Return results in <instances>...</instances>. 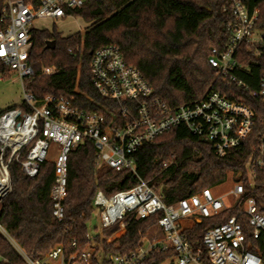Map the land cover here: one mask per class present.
Wrapping results in <instances>:
<instances>
[{"label":"built area","instance_id":"2783aa9c","mask_svg":"<svg viewBox=\"0 0 264 264\" xmlns=\"http://www.w3.org/2000/svg\"><path fill=\"white\" fill-rule=\"evenodd\" d=\"M1 1V0H0ZM85 0H41L32 9L22 0H5L0 19V61L17 73L24 90L23 106L0 114V204L12 191L10 165L16 161L22 171L35 178L43 163L51 157L54 183L50 190L52 215L65 218L69 155L84 139L97 149L98 168L116 171L135 170L134 153L147 142L184 125L195 135L204 137L217 156H225L240 147L254 132L257 142L254 156L246 164V181L238 180L226 195L205 188L175 204H166L146 182L106 196L97 190L93 205L100 228L115 223L128 225V214L147 218L161 214L158 227L163 239L142 240L129 253L100 255L99 264H142L153 251H173L174 264H264V212L258 191L264 197V69L256 84L243 74H253L240 64V48L246 45L264 66V27L257 25L258 13L250 8L252 0H231L232 14L226 47L211 48L209 64L220 83L236 88L256 100L254 105L231 91L208 90L199 99L170 106L154 96V89L141 71L126 62L120 48L104 45L93 53L90 70L96 91L112 103L97 111H87L69 98L46 95L36 99L24 88V79L33 76L28 64L31 46L30 29L36 19L63 18L68 9L81 7ZM247 54V53H246ZM249 55V54H248ZM53 69H45L51 74ZM92 101V99H90ZM243 198V196H245ZM231 197V202L227 201ZM240 204L237 214L210 228L203 236L202 248H195L182 234L180 221L186 217L209 218ZM0 232L22 256L25 264H94L96 250L86 248L67 255L62 246L52 248L43 258L32 259L7 233L0 222ZM86 237L92 239V233ZM76 247V242L72 243ZM2 264H13L0 256Z\"/></svg>","mask_w":264,"mask_h":264},{"label":"trees","instance_id":"16d2710c","mask_svg":"<svg viewBox=\"0 0 264 264\" xmlns=\"http://www.w3.org/2000/svg\"><path fill=\"white\" fill-rule=\"evenodd\" d=\"M22 1L32 9L41 3V0ZM230 1L85 0L81 7L67 11L86 22L85 34L78 31L64 36L56 29H30L28 64L34 74L24 79V88L38 100L49 94L63 96L87 111L112 105L96 91L90 62L95 50L114 44L120 48L126 62L136 66L152 85L154 96L170 106L199 99L208 90L228 94L237 92L245 102L254 105L256 100L248 92L231 90L220 83L208 61L212 47L223 49L227 45L232 20L228 9ZM4 5L5 0H1L0 19ZM250 8L258 13L257 25L264 27V0H252ZM2 26L0 21V28ZM241 53L240 64L250 67L253 74L252 77L245 73L243 76L256 84L264 66L252 62L256 57L248 46L242 45ZM48 68L54 72L44 73ZM0 69L3 73L10 70L1 61ZM15 107L18 105L10 108ZM256 142L257 132H254L240 147L221 157L214 153L208 140L180 125L147 142L134 153L135 170L116 171L97 167V149L86 138L69 155L65 218L62 221L52 215L50 190L54 183V163L46 161L39 174L30 178L14 161L10 165L12 191L0 204V222L32 259L43 258L56 246H62L67 255L96 247L94 264H99L97 251L100 247L104 254L135 250L149 229L158 225L161 214L147 218L128 214L127 226L120 227L117 222L104 228V238L95 228L92 239H88L86 235L90 232L89 222L95 211L93 199L97 190L112 196L144 181L164 203L175 204L205 188L215 189L223 185L229 173L237 181H246V164L254 156ZM263 177L264 173H260L259 179ZM258 194L259 203L263 205L262 192L258 191ZM239 205L209 218H183L181 232L195 248H202L204 234L237 214ZM261 208L264 212V207ZM73 242L76 247L72 246ZM0 256L13 264H25L1 232ZM174 256L173 251H153L142 264H163L166 260L174 264Z\"/></svg>","mask_w":264,"mask_h":264},{"label":"rangeland","instance_id":"374dc122","mask_svg":"<svg viewBox=\"0 0 264 264\" xmlns=\"http://www.w3.org/2000/svg\"><path fill=\"white\" fill-rule=\"evenodd\" d=\"M32 26L39 30L52 31L53 29H56L58 32L62 33V35L68 36L78 31H81L82 34H85V28L87 24L81 17L69 15L63 18L36 19L32 23ZM23 102V85L17 73L12 70H8L7 72L3 73L0 69V113L10 108L11 106H20ZM48 161L53 163V158L51 157ZM236 181L237 180L235 179V176L232 173H229L228 180L223 185L213 190L217 194L226 195L232 190ZM226 198L227 201L231 202L230 196H227ZM95 228H97V232L102 235L103 229L100 228L97 211H94L89 222V230L91 233L96 232ZM157 229V225L151 227L145 238L152 239L155 238V236H160ZM101 238H104V236L102 235ZM94 249L96 250V247ZM102 252L104 253V251L100 247L97 251V256L99 258ZM169 263L170 260H166L163 264Z\"/></svg>","mask_w":264,"mask_h":264},{"label":"crops","instance_id":"0c3cea01","mask_svg":"<svg viewBox=\"0 0 264 264\" xmlns=\"http://www.w3.org/2000/svg\"><path fill=\"white\" fill-rule=\"evenodd\" d=\"M157 228H158L157 230H158V233H159L160 236H155V238L161 240V239H163V233H162V231L160 230V228L158 227V225H157ZM158 233H157V234H158Z\"/></svg>","mask_w":264,"mask_h":264}]
</instances>
